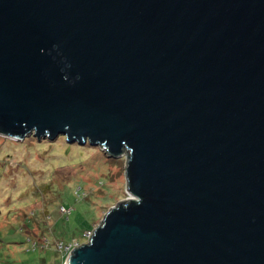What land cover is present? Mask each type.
<instances>
[{"label":"water","instance_id":"obj_1","mask_svg":"<svg viewBox=\"0 0 264 264\" xmlns=\"http://www.w3.org/2000/svg\"><path fill=\"white\" fill-rule=\"evenodd\" d=\"M0 131L126 153L67 264H264V0H0Z\"/></svg>","mask_w":264,"mask_h":264},{"label":"rangeland","instance_id":"obj_2","mask_svg":"<svg viewBox=\"0 0 264 264\" xmlns=\"http://www.w3.org/2000/svg\"><path fill=\"white\" fill-rule=\"evenodd\" d=\"M126 162V153L113 157L102 145L66 136L0 131V264H66L69 250L60 258L57 238L83 243L81 233L129 196ZM46 226L50 242L42 235Z\"/></svg>","mask_w":264,"mask_h":264},{"label":"trees","instance_id":"obj_3","mask_svg":"<svg viewBox=\"0 0 264 264\" xmlns=\"http://www.w3.org/2000/svg\"><path fill=\"white\" fill-rule=\"evenodd\" d=\"M60 136H66V135H60ZM67 137V136H66ZM89 143V142H88ZM90 144V143H89ZM90 145H92V144H90ZM63 208H65L64 206H63ZM71 210V209H70ZM65 212H67V211H65ZM69 215V213L67 214V216ZM42 226V228H43V225H41ZM51 228H48V226H46L45 227V229H43V231H44V233H42V235L44 236V237H46V240H48V242H50V240L47 238V237H49L48 236V234H52L53 232H51V230H50ZM88 230V229H87ZM85 231L86 230H84L82 233H81V237H83L84 238V233H85ZM74 238H76V236H71L69 239L68 238H57V242H56V245H55V249L58 247L57 245V243L58 242H60L61 244H63V245H66V244H68V243H70L72 240H74ZM79 238V237H78ZM79 241L81 242L82 240L79 238ZM39 242L37 241V240H35L34 241V248H37L38 246H39V244H38ZM40 247V246H39ZM42 247H44V248H47V247H45V246H42ZM57 250V252H59V256H60V258H61V256L62 257H64L65 256V252L60 248V247H58V249H56Z\"/></svg>","mask_w":264,"mask_h":264},{"label":"built area","instance_id":"obj_4","mask_svg":"<svg viewBox=\"0 0 264 264\" xmlns=\"http://www.w3.org/2000/svg\"><path fill=\"white\" fill-rule=\"evenodd\" d=\"M92 233H93V230L91 231V230H88V231H86L85 233H84V239L86 240H84L83 242H87L89 239H90V237L92 236ZM82 242V241H81ZM81 242L80 241H78L77 242V244H73V243H70V244H66V245H63V244H61V246H60V248L66 253V250H69V252H68V255L73 251V249H75L76 247H78L79 245H81ZM66 264H67V262H66Z\"/></svg>","mask_w":264,"mask_h":264}]
</instances>
